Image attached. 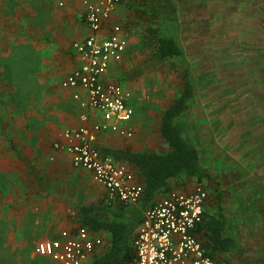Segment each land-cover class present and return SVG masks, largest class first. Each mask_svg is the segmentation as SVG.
<instances>
[{
  "label": "rangeland",
  "instance_id": "obj_1",
  "mask_svg": "<svg viewBox=\"0 0 264 264\" xmlns=\"http://www.w3.org/2000/svg\"><path fill=\"white\" fill-rule=\"evenodd\" d=\"M79 1L0 0V264H57L38 255L36 244L70 220L91 189L82 172L72 176L49 157L51 124L61 130L72 109L64 100L55 107L61 93L54 78L61 52L75 36ZM230 1L136 0L140 16L131 14L139 19L138 46L130 47L118 74L124 80L117 81L135 94L137 149L165 152L161 117L181 93L184 67L190 68L195 94L181 119L212 177L175 188L204 186L206 216L218 215L222 197L230 232L224 234L238 243L228 259H219L222 264H264V50L248 47L243 4ZM161 20L173 23L184 62L155 56Z\"/></svg>",
  "mask_w": 264,
  "mask_h": 264
},
{
  "label": "built area",
  "instance_id": "obj_2",
  "mask_svg": "<svg viewBox=\"0 0 264 264\" xmlns=\"http://www.w3.org/2000/svg\"><path fill=\"white\" fill-rule=\"evenodd\" d=\"M121 2L83 1L88 31L73 41L79 63L61 85L84 90V98L78 92L74 97L88 111L82 112L81 125L65 128L62 138L54 143L56 150L70 155L75 168L91 172L93 180L104 187L109 205L135 204L145 187L131 163L105 155L97 145L98 136L104 132L126 138L135 135L132 91L106 78L110 64L123 59L128 45L121 23H112L107 34L102 32ZM208 198V190L201 185L190 190L173 188L158 198L145 210L134 233L136 257L132 264H218L207 252L203 230L198 229ZM102 243L97 231L79 226L74 233L62 230L59 238L38 241L36 251L60 264H92V255Z\"/></svg>",
  "mask_w": 264,
  "mask_h": 264
},
{
  "label": "trees",
  "instance_id": "obj_3",
  "mask_svg": "<svg viewBox=\"0 0 264 264\" xmlns=\"http://www.w3.org/2000/svg\"><path fill=\"white\" fill-rule=\"evenodd\" d=\"M162 22L156 27L155 56L163 60L178 59L184 62L185 55L178 43L172 24ZM184 83L181 93L164 110L160 122V131L169 148L165 152L136 150L130 147H99L105 155L124 160L138 167L145 180L140 200L135 204L110 205L83 204L79 207L81 226L92 231L106 230L111 237L110 246L96 255L92 264H132L136 257L134 233L144 218L145 210L153 205L160 195L168 193L176 185L183 184L187 177L198 182L212 176L201 163L199 151L191 139L187 125L181 115L188 109L195 94L191 70L185 66ZM218 215H205L198 226L207 234L205 246L207 252L218 264H222L224 255L237 248L234 237L224 234L227 217L223 213L222 197L217 198ZM203 232V233H204ZM219 257V258H217ZM221 258V260H219Z\"/></svg>",
  "mask_w": 264,
  "mask_h": 264
},
{
  "label": "crops",
  "instance_id": "obj_4",
  "mask_svg": "<svg viewBox=\"0 0 264 264\" xmlns=\"http://www.w3.org/2000/svg\"><path fill=\"white\" fill-rule=\"evenodd\" d=\"M83 1L84 0L79 1L80 18H79V21L76 23L77 25L75 27V30H73L74 31L73 36L74 35L75 36L72 39V42H71L70 46L68 47V49L61 52L62 55L60 56L59 61H57V64H58L56 67L57 68V75L54 78L55 80H58V82H59L58 91L61 93L60 94L61 98L57 99V101L55 102V107L60 108V101L64 100L65 102H67L71 105L72 109L71 108L70 109L72 111L70 110L67 112L68 117L65 119V123L62 126H60V127H62L61 130L58 129L59 126L57 124H55V123L51 124V130H54L55 134L52 137L53 141H52V146H51V154L49 157H50L51 161H56V167L58 169H63V168L70 169L72 171V176H74L75 173L82 172V174L86 178V181L84 183L85 185L81 181H79V182L84 186L90 185L91 191L89 190L87 193L86 199H82L81 203L79 205H77V210L72 209L71 214L74 215L75 217L71 216L72 218L70 220L63 222V224L60 225L61 226L60 229L57 230L55 232V234L44 236L40 240L59 238L61 236L62 230H68L69 232H72V233L76 232L78 227L81 226V224H82V221L79 219V207L81 205H83V204H87V205H90V204L109 205L106 203V192H105L104 187L102 185L96 183L93 180L91 172L89 170H86V169L75 168L72 165L70 155L67 152L61 151V150H56L54 148V143L62 138V136H61L62 131L68 127H75V126L81 125L82 120H81L80 116H81L82 112L88 111V108L82 107L80 100L76 99L74 97V93L78 92L81 95V97L84 98L85 97L84 90H82L81 88H65V87H62V85H61V81L63 80V78L68 73H70L79 63V59H78L76 50L74 49L72 43L74 40H78V39L83 38L88 31L87 26L84 22L85 21L84 20L85 6L83 4ZM236 1H238V0H231L230 2L235 3ZM241 2L243 4L241 6V12H242L241 28H242V32H244V35L247 38L248 47L252 48V50H264V48H263V46H264V0H241ZM246 3H247V6H244V4H246ZM132 5H134L135 7ZM134 10H136V13L139 14V16H140V13L138 12L139 6L137 7L136 0H129V2H126V0H122V2L113 11L110 20L106 22V24L104 25V28L102 30V32L104 34H107L110 30V26L112 23H121L124 26L125 32L128 36V45H127L125 54L123 56V59L119 62H112L110 64L109 69L107 71V75H106V78L108 80L117 81L118 77L121 78L118 74H120V72L123 71L122 66L124 65L125 60L129 56V52L131 50L130 47L131 46H138V44L136 45V43L134 42V40H135L134 30L136 28V25H138L139 19H138L137 14L135 12H133L131 14V12ZM234 11L235 10L233 8V10L231 12V16H230L232 19L234 16H237V14H235ZM187 14H189L191 16V18L195 17L194 11H187ZM136 17H137V19H136ZM228 18H229V16H228ZM162 22H167L166 24L171 23V22L166 21V20H161L160 23L157 24L158 25L157 27H159V25ZM172 26H173V23H172ZM261 36H263V39ZM178 43H179V41H178ZM179 45L181 47L180 43H179ZM122 80H124V79H122ZM119 82H121L125 87H127L128 89H130L132 91V99L134 101H136L135 94H134L133 90L131 89L130 85L128 84V86H127V84H125L123 81H119ZM133 106H134V104H133ZM134 108H135V106H134ZM138 122H139V118L137 115V110L135 109L134 121H133V126L135 127V135L133 137L126 138V137L120 136L119 134L114 133V132H104L98 136L97 145L99 147L106 146V145L111 146V147H116V148L117 147L118 148L130 147L132 149L139 150V149H137V147H138L137 144L139 143L138 142L139 134L137 133ZM253 131H255V130L253 129ZM254 135L255 134H253L252 136L250 135V136L253 137ZM133 166L140 173L138 167L135 165H133ZM140 175H141V173H140ZM141 177L144 180L142 175H141ZM189 179H191V177H187L185 179L184 183H186V180H189ZM82 180H84V179L82 178ZM79 182H75L73 187H76L79 184ZM255 193L256 192L253 190L250 194L254 195ZM90 195H94V196L99 195V200H92V197L90 200L89 199ZM68 196H70V195H68ZM161 196L162 195H160L158 198H160ZM118 205H121V204L120 203H114L113 205H110V206L116 207ZM204 210L206 212V207H204ZM223 213H224V211H223ZM226 217H227V215H226ZM97 232L102 237L103 243H102V245H100L99 247L96 248L95 252L92 255V261L94 260V257L96 255L102 253V251L106 250L111 244L110 234L106 230L101 229ZM225 232L230 233L228 230V221H227V227L225 229ZM204 236H205V241H207V234L205 232H204ZM226 236H231V235L227 234ZM232 237H234V236L232 235ZM251 242H253V241H251ZM55 262L57 264H60L59 261L55 260Z\"/></svg>",
  "mask_w": 264,
  "mask_h": 264
},
{
  "label": "flooded vegetation",
  "instance_id": "obj_5",
  "mask_svg": "<svg viewBox=\"0 0 264 264\" xmlns=\"http://www.w3.org/2000/svg\"><path fill=\"white\" fill-rule=\"evenodd\" d=\"M238 244V243H237ZM260 250V248H257V250ZM249 250V249H248ZM254 252L255 253H258V251H256L255 249H254ZM233 253H235V251L233 250V251H229V252H227L225 255H224V258H229V255L230 254H233ZM258 255V254H257ZM256 255V257L254 258V260L256 259L257 260V258H258V256ZM248 257H251V255L249 254V256ZM253 257V256H252Z\"/></svg>",
  "mask_w": 264,
  "mask_h": 264
}]
</instances>
